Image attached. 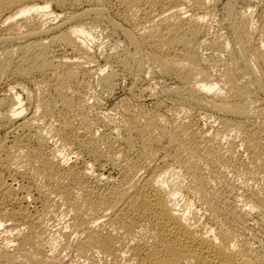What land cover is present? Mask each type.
<instances>
[{
  "label": "bare ground",
  "instance_id": "obj_1",
  "mask_svg": "<svg viewBox=\"0 0 264 264\" xmlns=\"http://www.w3.org/2000/svg\"><path fill=\"white\" fill-rule=\"evenodd\" d=\"M0 264H264V0H0Z\"/></svg>",
  "mask_w": 264,
  "mask_h": 264
},
{
  "label": "rangeland",
  "instance_id": "obj_2",
  "mask_svg": "<svg viewBox=\"0 0 264 264\" xmlns=\"http://www.w3.org/2000/svg\"><path fill=\"white\" fill-rule=\"evenodd\" d=\"M121 95H122V92H117L116 95H115V97H120Z\"/></svg>",
  "mask_w": 264,
  "mask_h": 264
}]
</instances>
